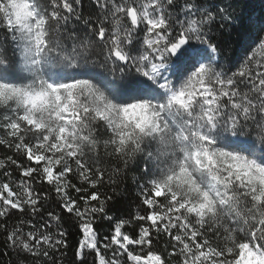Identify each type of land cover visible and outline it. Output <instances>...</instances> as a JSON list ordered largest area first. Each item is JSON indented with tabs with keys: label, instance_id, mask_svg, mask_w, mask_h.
Wrapping results in <instances>:
<instances>
[{
	"label": "snow or ice",
	"instance_id": "1",
	"mask_svg": "<svg viewBox=\"0 0 264 264\" xmlns=\"http://www.w3.org/2000/svg\"><path fill=\"white\" fill-rule=\"evenodd\" d=\"M70 247L264 264V14L0 0V248L64 264Z\"/></svg>",
	"mask_w": 264,
	"mask_h": 264
},
{
	"label": "trees",
	"instance_id": "2",
	"mask_svg": "<svg viewBox=\"0 0 264 264\" xmlns=\"http://www.w3.org/2000/svg\"><path fill=\"white\" fill-rule=\"evenodd\" d=\"M215 2L220 6L231 3L237 16L251 15L255 18L264 14V0H215ZM85 3H87V0H85ZM119 207H124V204L119 205ZM70 242L74 246L75 238L73 237ZM74 259L73 248L70 247L64 258V264H74ZM12 260L13 257L6 250L0 248V264H12Z\"/></svg>",
	"mask_w": 264,
	"mask_h": 264
}]
</instances>
